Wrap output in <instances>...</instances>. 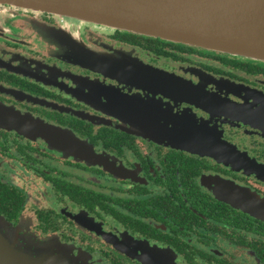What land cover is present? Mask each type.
I'll use <instances>...</instances> for the list:
<instances>
[{"label": "flooded vegetation", "instance_id": "obj_1", "mask_svg": "<svg viewBox=\"0 0 264 264\" xmlns=\"http://www.w3.org/2000/svg\"><path fill=\"white\" fill-rule=\"evenodd\" d=\"M53 30L122 51L169 85L70 61ZM231 108L264 110V61L0 4V113L27 120L23 131L0 125V218L60 245L70 264H264V218L235 205L233 189L264 198V179L178 144L219 140L264 169V129ZM40 122L84 154L50 144Z\"/></svg>", "mask_w": 264, "mask_h": 264}, {"label": "water", "instance_id": "obj_2", "mask_svg": "<svg viewBox=\"0 0 264 264\" xmlns=\"http://www.w3.org/2000/svg\"><path fill=\"white\" fill-rule=\"evenodd\" d=\"M0 4L264 61V0H0ZM51 35L58 41L61 54L87 69L141 87L164 89L169 85L164 82L168 77L164 72L144 66L128 56L121 57L122 51L108 55L85 46L71 34L53 30ZM176 85L179 84L173 82L172 86ZM230 110L243 121L264 129V110ZM26 121L15 113H0V125L7 128L23 131L27 128L24 126ZM32 126L50 144L76 156L84 154L82 144L66 131L41 122ZM178 144H183V148L189 151L218 157L264 179L263 168L249 164L243 155L225 142L182 141ZM233 189L239 191L235 205L264 218V198L246 189ZM70 263V254L60 245L42 243L34 237H21L4 218H0V264Z\"/></svg>", "mask_w": 264, "mask_h": 264}, {"label": "rangeland", "instance_id": "obj_3", "mask_svg": "<svg viewBox=\"0 0 264 264\" xmlns=\"http://www.w3.org/2000/svg\"><path fill=\"white\" fill-rule=\"evenodd\" d=\"M67 21L69 22V23H74V24H78L79 22L78 21H75V20H70V19H67ZM58 32H63V31H61V30H58ZM42 34L44 35V37L49 41V37H47L46 36V33H45V31H42ZM48 35H49V32H48ZM73 37L74 38H78L79 39V37L78 36H76V35H73ZM55 42L56 43H54V44H56L58 47H59V45L57 44L58 43V41L57 40H55ZM38 44V43H37ZM53 44V43H52ZM38 46H39V48L43 51V52H45L44 51V48L41 46V44H38ZM145 127V131L147 132L150 128L149 127H147V126H144ZM144 127H143V130H144ZM138 131H141L139 128H138V126H136L135 127ZM144 131V132H145Z\"/></svg>", "mask_w": 264, "mask_h": 264}]
</instances>
